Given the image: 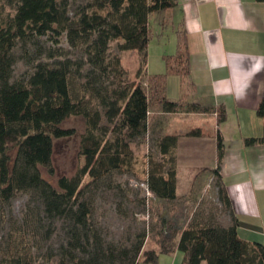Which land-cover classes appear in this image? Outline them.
Here are the masks:
<instances>
[{
    "label": "trees",
    "instance_id": "1",
    "mask_svg": "<svg viewBox=\"0 0 264 264\" xmlns=\"http://www.w3.org/2000/svg\"><path fill=\"white\" fill-rule=\"evenodd\" d=\"M177 3L86 0L75 6L72 0H0V204L9 206L19 192L28 196L20 216L0 217V227L6 229L0 238V264H37L40 258L55 264H138L141 259L156 264L161 253L174 249L185 253L183 264H264V243L239 235L220 174L225 153L220 134L213 173L230 226H223L216 212L194 213L178 226L169 211L161 213L151 206L161 231L151 232L143 221V228L131 232L126 244H116L106 240L95 221L93 194L99 183L115 172H136L131 144L149 133L154 105L166 113L206 111L198 102L166 96L169 74L180 75L183 82L189 77L190 52L182 32L177 52L165 56L166 72L147 73L150 17L170 12ZM45 36L54 46L39 44L37 39ZM63 40L68 49L61 45ZM20 44L25 53L34 45L38 56L33 71L16 78L14 51ZM71 50L81 56L71 57ZM127 50L140 56L132 80L120 55ZM257 114L264 118V95ZM73 116L84 117L87 124L80 148L84 162L74 174L60 177L55 187L42 177L40 167L53 172V141L73 135L72 128L60 126ZM224 118L221 110L218 121ZM186 134L200 136L202 131L195 128ZM157 137L160 157H148L145 182L158 200L172 202L178 198L179 136ZM245 143L264 144V133ZM14 148L17 154L11 162L9 151ZM86 177L90 181L84 185ZM108 187L123 190L120 185ZM148 202L143 197L140 204L145 208ZM150 232L157 237V247L145 249Z\"/></svg>",
    "mask_w": 264,
    "mask_h": 264
},
{
    "label": "crops",
    "instance_id": "2",
    "mask_svg": "<svg viewBox=\"0 0 264 264\" xmlns=\"http://www.w3.org/2000/svg\"><path fill=\"white\" fill-rule=\"evenodd\" d=\"M150 24L147 73L166 72L165 56L177 52L178 32H182L190 52L189 77L183 82L180 75L169 74L166 96L175 101L198 102L206 111L166 113L154 105L149 114V132L179 136V185L181 171H185L183 178L189 172L190 176L213 181L220 134L225 148L221 179L238 219V232L242 226L249 228L257 219V190L264 186V144L245 143L264 133V118L257 114L264 95V2L178 0L170 12L151 15ZM221 110L225 118L219 122ZM195 128L201 129L200 136L186 134ZM188 183L184 194L195 182ZM220 222L228 227L232 219L226 215ZM184 259L185 253L174 249L161 253L156 264H183ZM138 264L150 263L141 259Z\"/></svg>",
    "mask_w": 264,
    "mask_h": 264
},
{
    "label": "rangeland",
    "instance_id": "3",
    "mask_svg": "<svg viewBox=\"0 0 264 264\" xmlns=\"http://www.w3.org/2000/svg\"><path fill=\"white\" fill-rule=\"evenodd\" d=\"M85 1L72 0L75 6ZM8 10H10L9 7ZM37 40L43 46H54L47 36L40 37ZM61 45L68 49L65 40L61 42ZM116 46L117 41H113L111 43V50L115 51ZM36 50L37 47L30 45L29 53H25V49L21 44L15 49L13 70L16 78H21L33 71V66L36 64L37 61L35 60L38 56ZM120 55L122 56L124 66L130 71V73L128 72V77L132 80L135 77L132 73L135 74V69L140 63L139 53L136 50H127L123 51ZM70 56L73 58L80 57L81 52L71 50ZM44 60L47 61L46 59ZM60 126L62 128H72L74 133L70 137L54 139L52 154L53 172H49L45 167H40L42 177L55 187H57L60 177L74 174L78 167L83 164L84 159L80 151L81 138L87 128L86 120L82 116L70 117L63 121ZM157 136L158 134L151 130L145 137L131 144L136 158L135 173L123 174L115 172L100 182L99 188L93 194L96 209L94 218L98 223V227L102 228L107 241L116 244H126L131 232L143 228V221L146 222V229H150L151 232L152 230L160 232V221L152 215L151 206L161 213L169 211L171 216L178 218V220L172 218L173 221L177 222L178 226H182L194 213L198 212H205V214H214L216 212L220 220L227 215V211L218 200L216 177L213 181H208L195 175L190 176L188 172L187 176L183 178L182 176H184L185 171H181L179 175L181 178L180 185L178 184L177 188L178 198L172 202L160 201L148 190L145 182L148 170V157L153 156L155 159H159L160 157L159 148L157 147ZM16 154L17 148L9 151L11 162L14 161ZM89 181L90 178L86 177L84 185L89 183ZM189 181L195 183L191 186L188 194H184V188L188 187L185 184L189 185ZM108 184L114 186L120 185L123 190L110 189ZM143 197L149 199L145 208L140 204ZM126 198L129 203L126 201ZM27 200L28 196L23 192H19L12 199L9 206L0 204V217L1 215L8 216L10 214L20 216ZM257 204L258 214L256 221L249 228L242 226L239 229V235L243 239L264 243V186L257 190ZM5 231L6 229L0 227V238L5 235ZM151 232L149 238L146 240L145 249L157 247V237L152 235ZM37 264H55V260L46 261L40 258ZM204 264H207V262L204 261Z\"/></svg>",
    "mask_w": 264,
    "mask_h": 264
}]
</instances>
